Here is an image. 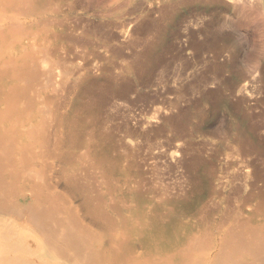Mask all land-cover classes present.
Returning a JSON list of instances; mask_svg holds the SVG:
<instances>
[{
    "label": "bare ground",
    "instance_id": "6f19581e",
    "mask_svg": "<svg viewBox=\"0 0 264 264\" xmlns=\"http://www.w3.org/2000/svg\"><path fill=\"white\" fill-rule=\"evenodd\" d=\"M45 2L0 0L5 17L0 24V258L37 257L40 264H264L259 167L250 172L255 163L246 155L229 162L226 154L220 167L198 152L187 160L188 129L183 124L167 129L180 116L155 128L143 117L146 106L167 90L140 96L145 108L124 110L116 127L105 126L107 120L91 104L96 81L84 73L72 84L64 65L49 64L52 41L69 37L85 47L90 42L74 34L76 25L70 36L49 27L40 11ZM233 66L234 88L246 91L255 75L243 74L236 62ZM76 86L81 101L70 96L77 94ZM154 110L151 119H160V108ZM142 151L145 162L155 151L168 157L180 181L170 186L149 178L138 162ZM200 167L207 172L195 173ZM186 172L194 174L195 186L215 182L207 193L212 202L190 198ZM21 229L28 234L24 246L35 251L6 249ZM54 252L65 261L52 257Z\"/></svg>",
    "mask_w": 264,
    "mask_h": 264
},
{
    "label": "rangeland",
    "instance_id": "374dc122",
    "mask_svg": "<svg viewBox=\"0 0 264 264\" xmlns=\"http://www.w3.org/2000/svg\"><path fill=\"white\" fill-rule=\"evenodd\" d=\"M40 11L49 19V27L55 25V32L70 36L76 25L74 34L90 42L85 47L69 37L52 41L49 64L64 65L73 74L72 84L84 73L96 81L90 89L91 104L107 120L105 126L116 127L124 110L145 108L140 96L167 90L160 101L146 106L143 117L153 121L148 127L180 116L167 129H179L182 124L188 129L187 160L198 152L220 167L226 154L229 162L246 155L255 163L250 172L258 166L264 185V0H218L216 5L206 0H46ZM4 18L0 16V24ZM234 43L235 54L231 52ZM215 51L219 56L215 57ZM235 62L243 74L255 75L246 91L234 88ZM78 89L73 88L76 93ZM180 95L182 99L176 101ZM70 96L82 100L79 92ZM155 108L161 110L158 120L151 119ZM144 157L142 151L138 162L149 178L170 186L180 181L181 174L169 168L168 157L158 151L146 162ZM197 169V174L207 172V167ZM184 175L191 199L212 202L207 193L214 181L211 186H195L194 174ZM257 203L254 199L253 207ZM27 239L28 234L18 230L6 249L35 251L29 243L24 246ZM51 256L65 261L58 253ZM6 257L1 256L0 263L42 262L37 257L16 262L15 254Z\"/></svg>",
    "mask_w": 264,
    "mask_h": 264
}]
</instances>
